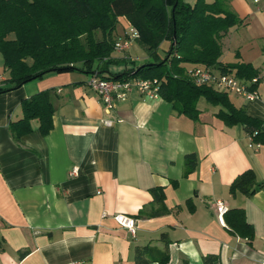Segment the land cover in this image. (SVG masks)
Wrapping results in <instances>:
<instances>
[{
    "label": "crops",
    "instance_id": "crops-1",
    "mask_svg": "<svg viewBox=\"0 0 264 264\" xmlns=\"http://www.w3.org/2000/svg\"><path fill=\"white\" fill-rule=\"evenodd\" d=\"M229 4L242 24L222 38L220 62L250 63L259 77L255 100L229 98L264 120V0ZM131 47L112 53L120 61L112 73L142 64ZM85 74L53 72L0 94V264H137L145 246L146 258L168 253L167 264H203L208 254L217 264H264V145L242 124L227 126L204 98L198 120L138 91L107 109ZM8 77L0 53V85ZM44 90L53 91L51 131L43 135L34 119L17 141L11 123L22 118L23 99ZM189 154L198 163L184 176ZM249 169L260 187L233 194L232 182ZM155 187L164 188L160 214ZM218 201L245 212L251 241L219 221ZM118 213L137 220L135 234L116 222Z\"/></svg>",
    "mask_w": 264,
    "mask_h": 264
},
{
    "label": "trees",
    "instance_id": "trees-1",
    "mask_svg": "<svg viewBox=\"0 0 264 264\" xmlns=\"http://www.w3.org/2000/svg\"><path fill=\"white\" fill-rule=\"evenodd\" d=\"M120 17L138 30V42L155 59L112 73L109 66L120 63L112 58ZM240 24L242 19L229 0H196L194 4L188 0H0V53L9 71L0 94L49 73L72 70L115 79H158L159 95L179 114L198 120V102L204 98L220 107L217 116L227 126L242 124L255 144L264 145L263 119L237 107L228 93L197 85L190 76V69L201 66L234 72L245 80L258 75L250 63L220 62L222 38ZM162 44L166 45L164 58L157 53ZM52 92L44 90L23 99V116L11 123L17 141L32 132L34 119H38L43 135L51 131L55 113ZM197 163L196 154L187 155L184 176L191 174ZM259 187L256 173L249 169L234 179L230 191L252 196ZM152 193L161 204L153 214H160L166 209L164 188L155 187ZM224 219L231 231L248 241L253 239L254 228L242 209L228 210ZM148 250V246L137 247V264L169 262L168 253L146 258ZM217 262L216 254L203 256V264ZM185 264L191 263L185 260Z\"/></svg>",
    "mask_w": 264,
    "mask_h": 264
},
{
    "label": "built area",
    "instance_id": "built-area-1",
    "mask_svg": "<svg viewBox=\"0 0 264 264\" xmlns=\"http://www.w3.org/2000/svg\"><path fill=\"white\" fill-rule=\"evenodd\" d=\"M260 2L262 0H255ZM139 32L132 27L131 33H125V37L120 36L115 43V51L122 52L129 48L133 40L138 39ZM190 76L197 85H209L218 91L228 94H237L248 100H255L258 97L257 86L259 77L255 76L250 80L238 77L234 72L222 73L214 67H194L190 69ZM89 86L97 93L99 99L107 109H112L117 100L128 96L132 91H138L141 95L148 98L159 96L158 79L128 78L115 79L100 74L91 75ZM255 85V87H253ZM77 168L73 169L76 172ZM228 211L227 206L222 202H217V215L221 223L225 224V213ZM113 218L116 222L135 234L137 228V220L126 214H115Z\"/></svg>",
    "mask_w": 264,
    "mask_h": 264
},
{
    "label": "rangeland",
    "instance_id": "rangeland-1",
    "mask_svg": "<svg viewBox=\"0 0 264 264\" xmlns=\"http://www.w3.org/2000/svg\"><path fill=\"white\" fill-rule=\"evenodd\" d=\"M190 3L194 4L196 0H188ZM132 31V27H127L125 28L123 23L118 22L116 31H115V36L117 37H125V33H131ZM135 41V42H134ZM132 45V47H131ZM131 50V56L138 58V62L139 63H143L142 60H144V58H146V61H153L155 58L153 56H151L147 50L141 46V44L135 40L132 41V43L130 44ZM165 49H166V45L162 44L161 47L157 50V53L159 55L160 58H164L165 57ZM115 51V50H114ZM145 62V61H144ZM86 75V74H85ZM87 76H89V74H87ZM91 76V75H90ZM230 96L234 97V94H230Z\"/></svg>",
    "mask_w": 264,
    "mask_h": 264
}]
</instances>
